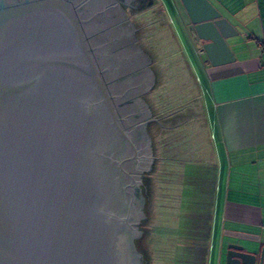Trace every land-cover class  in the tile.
<instances>
[{
	"label": "water",
	"instance_id": "95a60500",
	"mask_svg": "<svg viewBox=\"0 0 264 264\" xmlns=\"http://www.w3.org/2000/svg\"><path fill=\"white\" fill-rule=\"evenodd\" d=\"M9 1L0 0V264H130L134 234L143 257L135 160L154 157L150 137L143 146L123 125L128 90L107 85L121 72L99 66L104 44L87 40L78 0ZM180 1L205 51L225 45L231 25L208 0ZM47 7L64 22L40 18ZM224 256L264 264V247L231 244Z\"/></svg>",
	"mask_w": 264,
	"mask_h": 264
},
{
	"label": "crops",
	"instance_id": "0c3cea01",
	"mask_svg": "<svg viewBox=\"0 0 264 264\" xmlns=\"http://www.w3.org/2000/svg\"><path fill=\"white\" fill-rule=\"evenodd\" d=\"M179 1L177 18L194 51L192 58L185 48L182 54L199 106L186 122L157 133V162H171L174 199L170 210L159 211L166 219L158 233L162 247L174 248L164 256L169 264H225L227 245L247 253L264 247V0H208L231 25L225 45L209 53ZM153 10L147 5L142 14L160 21Z\"/></svg>",
	"mask_w": 264,
	"mask_h": 264
},
{
	"label": "flooded vegetation",
	"instance_id": "af4514ba",
	"mask_svg": "<svg viewBox=\"0 0 264 264\" xmlns=\"http://www.w3.org/2000/svg\"><path fill=\"white\" fill-rule=\"evenodd\" d=\"M38 1L40 0H10L7 7H19ZM71 4L77 18L79 20L83 18L88 22V32L85 33L87 40L97 41L96 43H99L100 46L104 44L102 49L104 51L99 54L101 55L100 61L98 59L99 66L110 67L112 70L121 72V74L119 73L120 77L116 76L118 78L115 77V74L111 75V81L107 85L128 90L121 99V108L124 109L126 115L123 125L129 129L131 136L143 146L146 145V139L150 137L151 154L153 155V138L150 131L153 127H159L160 119L154 116L148 98L156 86L157 71L153 68L152 59L147 63L142 54L147 52L140 43L139 34L140 32L144 33L147 26H137L133 17L141 15L147 5L152 6L153 12L157 14L158 8L155 2L153 0H78L77 4L74 2ZM51 10L50 7H47L37 11L44 13L40 17L42 19L51 18L53 14L61 17L55 12L52 13ZM29 13H36L35 8ZM55 19L64 22L63 17H55ZM100 21L107 22V24L99 28L98 22ZM149 71L153 72V77ZM141 123L143 126L140 125ZM154 158L157 161L156 154ZM154 158L150 160L141 153L135 160L137 165L143 166L135 191L139 201L145 172L150 170ZM146 166L148 167L145 169ZM136 213L135 215H137ZM138 236L139 234L133 236L134 249L129 250L130 264H145L142 254H139L135 248V239Z\"/></svg>",
	"mask_w": 264,
	"mask_h": 264
},
{
	"label": "rangeland",
	"instance_id": "374dc122",
	"mask_svg": "<svg viewBox=\"0 0 264 264\" xmlns=\"http://www.w3.org/2000/svg\"><path fill=\"white\" fill-rule=\"evenodd\" d=\"M176 1L179 0H160V4L164 10L166 18L168 19L171 17L174 19L173 25L165 23L162 16V10L160 9L161 6H157V4L156 7L159 8L157 14L162 23L155 17L149 16L148 18L143 14L137 15V17L133 18L135 19L137 26H142L145 25L144 23L151 22L149 27L145 29V31H148H144V33L140 32V43L147 54L151 56L153 68L156 69V71L157 69H161V71L163 69L164 73L163 77L159 76L161 79L158 84V88L149 96L148 101L151 99L154 103L160 101L161 104L164 103L167 105L169 111H172V108L175 109L176 107H179V105H182L185 106L186 109L190 108V110L187 111L191 112V109H198L199 106V98L195 85V82L197 81H195L192 74H190L187 62L182 53L183 48H185L192 58L194 51L192 42L190 41L189 31L179 23L177 18L178 6L176 7ZM179 4H181L180 1L178 5ZM147 32L151 35L150 38L147 37L148 39L145 38V34H147ZM164 77L166 78L165 82H163ZM151 109L154 116L156 115V118L161 119L159 116L161 115V111H157L152 107ZM187 111H185L186 114H182V119L186 118V115L190 113ZM174 119L176 120L177 116H174ZM156 130L157 128L153 127L152 131H150L153 138V157L155 156V151L157 150H155ZM157 165H159V163L154 158V163L152 164L150 170L145 172V177L142 181L144 211L142 253L145 264H169L167 261L169 259L168 257H172L174 252L173 247L168 248L161 246L162 240L158 233V231H163L162 221L166 219L165 214L163 217L158 216L160 213L159 211L163 209L167 211L169 208L164 207V204L172 207V200L174 201L171 197L172 193L170 189L172 186L170 180L173 174V168L169 163L163 168L159 165V169L157 168ZM162 176L166 177V186L162 183ZM167 179L170 180L168 181ZM161 183L162 187H165V190L163 189L164 191H170L169 195L168 193H164L169 196L167 198L163 196L164 199L162 198L161 193H158V191H161ZM156 245L159 247L156 248ZM166 255L167 260L164 261V256Z\"/></svg>",
	"mask_w": 264,
	"mask_h": 264
},
{
	"label": "trees",
	"instance_id": "16d2710c",
	"mask_svg": "<svg viewBox=\"0 0 264 264\" xmlns=\"http://www.w3.org/2000/svg\"><path fill=\"white\" fill-rule=\"evenodd\" d=\"M158 55H159V53H158ZM156 71V70H155ZM162 73V74H161ZM163 75H164V73H163V69H162V71H161V69H157V83H156V86H155V88H154V90L152 91V93L158 88V84H159V82H160V77L159 76H161V77H163ZM166 78L164 77L163 78V82H165L166 80H165ZM163 85V84H162ZM152 100V99H151ZM148 101L149 102V104H151V107L153 108V109H155V110H157V111H161V115H159L160 116V124H159V127H157V130H156V134H155V150L157 149V147H158V145H159V141L157 140L158 139V137H157V133L160 131H164L165 133L166 132H168V131H171V129L173 128V127H175V126H177L178 124H180V123H182V122H186V118H184V119H182V117H179L180 115V113H182V114H186V112L185 111H187V110H190V108H185V106H180L179 105V107H176L175 109L174 108H172V111H169V109H168V107H167V105L166 104H164V103H162L161 104V102L160 101H157V102H155L154 103V101ZM188 112V111H187ZM179 115V116H178ZM156 116V115H155ZM174 116L176 117L177 116V119L175 120L174 119ZM179 117V118H178ZM163 120H164V122H163ZM172 134L170 133L169 134V136H168V138H167V143H169V148H171V142H172V136H171ZM155 153L157 154V150L155 151ZM170 164L171 165V162L169 161V160H167V164ZM157 168L159 169V166L157 165ZM161 178H163V184L166 186V177H161ZM160 178V179H161ZM168 180V179H167ZM169 181V180H168ZM162 183H161V186H160V190L161 191H158V193H162V189H164L165 190V187H162ZM159 185H160V183H159ZM169 186V185H168ZM167 186V187H168ZM172 187H170V189H171ZM163 190V191H164ZM165 193H167V190L166 191H164ZM170 192V191H169ZM169 192H168V195H169ZM162 195V194H161ZM168 195H166V194H164V197H168ZM160 196V195H159ZM163 197V198H164ZM164 207H167V208H169L168 210H170L171 209V206L169 205H165L164 204ZM160 214H162V212H160ZM164 226V225H163ZM159 245V244H158ZM159 246H157L156 245V248H158ZM159 255V254H158Z\"/></svg>",
	"mask_w": 264,
	"mask_h": 264
},
{
	"label": "built area",
	"instance_id": "2783aa9c",
	"mask_svg": "<svg viewBox=\"0 0 264 264\" xmlns=\"http://www.w3.org/2000/svg\"><path fill=\"white\" fill-rule=\"evenodd\" d=\"M197 51H198V53H201V49H198Z\"/></svg>",
	"mask_w": 264,
	"mask_h": 264
}]
</instances>
